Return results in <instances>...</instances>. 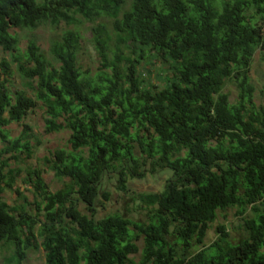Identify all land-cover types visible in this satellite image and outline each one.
I'll use <instances>...</instances> for the list:
<instances>
[{
    "label": "trees",
    "instance_id": "obj_1",
    "mask_svg": "<svg viewBox=\"0 0 264 264\" xmlns=\"http://www.w3.org/2000/svg\"><path fill=\"white\" fill-rule=\"evenodd\" d=\"M101 18L113 21V33L103 24L92 29L95 75L79 64L80 32L67 30L48 53L36 40L22 51L11 32ZM0 49L13 55L32 93L12 91L14 73L0 62L4 153L33 157L36 137L24 121L40 104L46 134L71 133V150L45 158L63 182L56 192L33 169L23 180L29 197L16 186L19 171L0 164L7 264H26L39 249L45 264H264V106L254 103L250 78L264 49V0H132L128 8L127 0H0ZM152 56L169 65L161 86L145 84L139 70ZM233 79L234 104L224 91ZM13 123L23 128L15 139L7 131ZM162 171L172 173L164 191L140 197L152 212L147 223L117 214L97 219L111 199L106 192L99 199L106 178L126 191L129 180ZM7 190L18 194L14 205ZM232 209L244 237L221 226L205 246L219 213Z\"/></svg>",
    "mask_w": 264,
    "mask_h": 264
},
{
    "label": "rangeland",
    "instance_id": "obj_2",
    "mask_svg": "<svg viewBox=\"0 0 264 264\" xmlns=\"http://www.w3.org/2000/svg\"><path fill=\"white\" fill-rule=\"evenodd\" d=\"M132 0H127V8L130 6ZM105 25L110 33H113V21L108 18H101L95 24L83 21L78 25L68 26L66 23H61L59 27H51L49 25L42 26L34 32L12 30L13 34L18 35L20 40L21 50L27 49L31 40H36L38 45L46 52H49L51 42L58 40L67 30H76L82 35V49L79 55V64L83 71L90 72L95 75L99 71L100 60L97 51L91 41L92 29L95 25ZM125 51V49H124ZM126 54H129L125 51ZM6 61L14 75L10 78L7 86L12 91L26 90L30 95L31 90L27 89L26 83L22 80L16 66L13 62V55L4 53L0 49V62ZM143 75L145 84L161 86L165 81V75L170 72L169 65L163 60L157 59L155 56L149 57L143 61L139 68ZM251 83L254 87V103L257 106H264V49H260L254 56L250 69ZM4 78L2 77V80ZM228 95L231 103H236L239 100V88L236 80H231L227 83L224 90ZM33 128V133L36 140L32 141L35 147V153L31 159H27L22 155L21 159L14 160L11 154L4 153V144L0 141V164L5 162L9 168L7 171L14 170L18 172V179L16 186L21 189L25 195L32 197L31 187L24 185L23 180L26 179L28 171L33 169H41L45 183L48 185L51 192H56L63 187V182L59 181L54 173L45 164V158L51 159L53 153L57 150H71L69 146L70 131L64 130L58 133H45V113L41 104L31 112L24 121ZM22 126L16 123L11 124L7 131L10 138H17L22 131ZM39 142V144L37 143ZM172 173L169 171H162L157 174H147L144 178H135L129 180L127 183V190L119 189L120 185L116 177L106 178L103 182L102 191L100 193V201L105 202L102 195L103 192L111 195L109 202H105L104 208H99L97 219L105 218L109 215H122L136 222L147 223L152 216L151 209L141 202V195L161 193L164 191L168 180ZM18 194L15 191L7 190L4 194L5 200L14 205ZM243 218L239 216L235 209L228 210L225 213H219L216 222L211 225L205 239V246H209L217 239V229L221 226L226 227L231 233L233 239L244 237L245 231L243 227ZM139 246V253L132 256L136 263L141 259V249L143 248L142 239L137 242ZM201 247H195L194 251L201 250ZM10 252L0 249V264H7L6 258L10 256ZM26 264H45V252L42 249L30 250L28 252V259Z\"/></svg>",
    "mask_w": 264,
    "mask_h": 264
}]
</instances>
